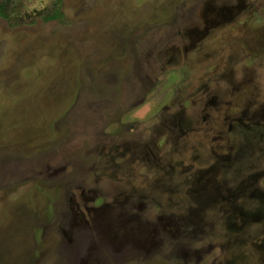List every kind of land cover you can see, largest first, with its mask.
Instances as JSON below:
<instances>
[{"label":"rangeland","instance_id":"obj_1","mask_svg":"<svg viewBox=\"0 0 264 264\" xmlns=\"http://www.w3.org/2000/svg\"><path fill=\"white\" fill-rule=\"evenodd\" d=\"M0 264H264V0H0Z\"/></svg>","mask_w":264,"mask_h":264}]
</instances>
